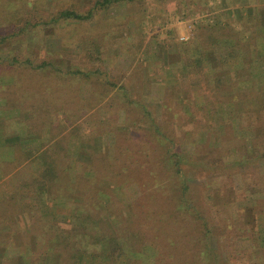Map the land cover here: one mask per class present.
<instances>
[{"label":"rangeland","instance_id":"1","mask_svg":"<svg viewBox=\"0 0 264 264\" xmlns=\"http://www.w3.org/2000/svg\"><path fill=\"white\" fill-rule=\"evenodd\" d=\"M93 2L0 0V35L64 10L87 12ZM249 11L259 12L264 24V0H144L90 22L32 26L6 45L4 55H17L21 63L0 64V138L13 140L0 153L14 155L12 165L0 161V181L14 183L28 170L10 197L30 192L24 186L35 177L55 183L48 157L39 156L43 172L34 157L60 149L65 156L55 160H68L74 183L47 187L48 207L41 210L71 216L65 231L70 253L55 250L49 216L31 229L28 210L29 226L13 234L10 219L28 205L20 195L0 207V264H56L59 258V264H72L77 253L108 250L110 238L127 246L126 227L138 231L143 245L125 249L119 264H264V84L242 76L220 89L227 92L222 97L209 71L228 56L188 51L197 36L201 46L213 35L242 37L235 26L246 24ZM27 59L55 68L36 71ZM73 106L81 113L69 115ZM50 115L53 130L38 121ZM93 131L100 155L93 161L98 172L90 173L77 154L80 135L90 139ZM69 136L66 144L62 138ZM24 137L33 143L27 157L15 141ZM32 204L28 208L36 210ZM66 255H74L72 263Z\"/></svg>","mask_w":264,"mask_h":264},{"label":"trees","instance_id":"2","mask_svg":"<svg viewBox=\"0 0 264 264\" xmlns=\"http://www.w3.org/2000/svg\"><path fill=\"white\" fill-rule=\"evenodd\" d=\"M143 2H144V0H94L91 9L88 10L87 12H80L78 10L68 9V10L61 11L60 13L56 14L55 16H53L47 20L43 19V20L37 21L34 24H32L30 21H25V24L22 27H20L16 33L10 32L7 34L0 35V52H3L0 55V64L9 63L10 65L15 66V65L21 63V61L17 55L16 56L14 55L12 57H10L8 55H4V52H6L8 50L7 49L8 47H6V45L12 43L17 38H18L17 39V41H18L19 37L22 36L23 34H25L26 32H29L31 30L32 26H43L45 29H47L48 27L49 28L51 27L50 29H56L63 22H78V23L90 22V21H93L99 13H102L104 11H109V10H111V9L121 5V4H141ZM240 13L242 14L243 12L240 11ZM216 25H219V24L217 23ZM211 28H212L211 32H213V26H211ZM243 34H245V32H243ZM222 37L216 38L214 40V42L218 45L220 40L225 39L224 37L223 38ZM17 41H15V42L19 43ZM212 42H213V39L211 40V43ZM24 62L27 63L29 66H31L36 71L45 69L47 67L55 68V66L49 62H43V63L38 64V65H33L32 61L29 59L25 60ZM240 76H241V74L238 73L236 76V79H239ZM255 77H256V75H253L252 80L257 81L255 79ZM109 85H110L109 87H111V88L116 87V84L113 82L109 83ZM80 110L81 109L79 107L73 106L69 110L68 114L70 115V112H72L73 115L76 112L81 113ZM54 119H56L55 116H51V115L48 116V118L45 117V119L43 118V116L39 117V120L37 118V120L40 121V125L42 127L44 126L45 128H47L49 126V128L52 130L54 129V127H53L54 126V121H53ZM67 121H70V117H68ZM240 121L242 122L243 120H240ZM91 125H92V123H91ZM95 130H97V128ZM95 134L96 133L93 131V133H92L93 136L90 139H87L84 137L85 133L80 135V138L82 139L83 150H81L77 154L79 159H81V161H83L84 163L87 162L89 164L88 170L90 171V173H91V171L92 172H98V170L95 169V166L97 163L93 162L95 156L97 157L99 154V152H98L99 148L98 149L95 148L96 140H97L95 138ZM62 139H65L64 142L67 144L68 140L70 139V136L66 137V138H62ZM251 139H252V137H251ZM89 141H90V143H89ZM30 143H32V142L27 143V146L28 145L30 146L31 145ZM84 149L87 150L88 152H86ZM90 149H92V151H90ZM47 152L49 154V157H51L53 159V162L57 168V171L53 175L55 183H74L72 181L74 176L71 174V171L69 172L66 169L60 168L59 164H57V162L59 163V161H62L61 160L62 158L60 160H55L54 156L58 157L59 153H57L55 150H51V149H48ZM91 155L93 158L90 160L89 156H91ZM174 155L175 154H173V156ZM176 155L178 156V154H176ZM25 156L27 157V154H25ZM34 158L35 159L39 158V155H37V156L35 155ZM176 159H177V161H175V165L178 167L176 173L178 175H182L181 168H179L180 161L178 160V158H176ZM82 170H83V172H85L84 168ZM74 175H75V173H74ZM92 178L95 179V177L93 175H92ZM45 179H46L45 176L35 177L31 180L30 183H28L26 186H24V189L29 187L27 189L31 190L33 192V196H34L33 200H35V203H36L35 205L38 206V208L36 210L35 209L29 210V214L27 215L28 220H29V221H27V223L30 225L31 229H35L36 224H37V223H33V221L44 220V218L40 217L41 210L44 209L46 206L48 207L47 202H43L45 199L43 197H45L46 193L48 192V191H46L47 186H46V184H44ZM32 188H34V189H32ZM59 188L60 189L61 188L67 189V188H69V186L67 184L66 187H64L63 184H60L54 189H59ZM1 205H2V200L0 201V207H1ZM31 206H34V204L30 205L29 208ZM10 220L13 224L11 226V230H13V234H18V230L20 228H26L27 226H29L27 223L24 225V222L22 219H21V221H20V219H15V218H12ZM18 222H20L19 226H18ZM14 226H17V228H13ZM51 229H52V231H51L52 232L51 233V237H52L51 242L54 245H57L55 250L58 249L59 247H63L64 253H68V252L70 253L71 241H70L69 236L67 235L68 233H66L64 230L56 229L53 227ZM132 230H133V232H132ZM24 235L25 234H21V237ZM124 236L126 238L125 241L128 243V245L125 247L122 246V248H121V246H120L121 242H119V239L110 238L108 241V242H110V243H108L110 245L108 250L100 252V253H89V252L88 253H85V252L84 253H82V252L77 253L75 256L73 255L75 257L74 263H72V260L74 257L66 255L67 256L66 262L71 261L72 264H97L98 261H100V260H102V261L107 260L109 262V264H119L122 260H126V253H129L130 251H139L137 249L135 250V246H136L135 244L138 243V241H140L139 244L141 246L143 245V243H142L143 239L139 238V233H138V231H134V228L126 227V230H124ZM24 237L26 239V236H24ZM114 244H116L117 247H115ZM24 247H25V245H24ZM125 249H126V253H124ZM4 252H5V249L2 248V253L4 254ZM54 253H56V251H54ZM0 258H1V256H0ZM61 259L62 258H59L58 261L55 260L56 264H59ZM1 262L2 261L0 260V263Z\"/></svg>","mask_w":264,"mask_h":264},{"label":"crops","instance_id":"3","mask_svg":"<svg viewBox=\"0 0 264 264\" xmlns=\"http://www.w3.org/2000/svg\"><path fill=\"white\" fill-rule=\"evenodd\" d=\"M246 16H247L248 20H246L247 22H246V24H244V26H240L241 24L235 26L237 29H239V30L241 29L242 30L241 32H245V34H243L242 37L232 38L229 36L225 39L220 40L218 45H217L214 42L216 37H215V35H213V36H211V38L213 39L212 43L207 44V46H205V44H204V46L203 45L201 46V44H203V43L200 41L201 40L200 37L198 38V36H197L196 39H194L192 41V45L189 44L190 46L188 47V51L190 50V47H191V49L194 50L195 54L196 53L197 54L198 53L203 54L204 52H207L209 55H212L214 57L217 54H222V55L226 54L228 56L225 61H222L221 65L214 67L209 71L210 72L209 75H212L216 80L218 79V82L221 83L220 84L221 87L218 89V91H219V93L222 94V97H225V95H227L226 94L227 92L222 93L223 91L221 92L220 89L223 88V86L225 87L229 83H232V84H233V82L235 83V81L238 80V79H236V76L238 73L241 74L240 77H242V76L245 77L246 82H249L250 80L255 81V80H252V78H250V76L252 77L253 75H256V77H255V79L257 80L256 83L260 86L264 84V24H262V19H261L259 12H257V14L254 15L252 12L250 14V11H249V13L246 12V15L244 17H246ZM232 30H233V28H232ZM197 44H199L200 46L197 47ZM224 48L227 49L226 50L227 52L224 51L225 53H222V50H224ZM190 57L192 58V56H190ZM194 58L197 59V57H194ZM183 67H185V66H183ZM217 87H218V85H217ZM233 87L231 86L232 91H235V89ZM228 100H230V99H228ZM0 140H1L0 149H1V146L5 145V142L8 144L9 142L13 141L12 139H10V137H8L6 139H4V137H3V138H0ZM15 141L20 142V149L22 150V152H23L24 147L27 149V147H28L27 142H29V141L25 137L23 139L19 138ZM23 141H24V144L22 143ZM32 150H33L32 147L31 148L29 147L23 153L25 155V154H28L29 152H31ZM39 153L37 155H39L40 157L41 156L48 157L46 162L49 163L50 167H47V171L56 172L57 168L53 162V159L51 157H49L47 150L46 149L42 150ZM58 153L61 156H65L64 155L65 152L64 151L60 152V149H59ZM43 154H45V155H43ZM12 157L14 158L13 154L6 155L4 152H1L0 153V161L2 162V165L5 163L12 165L13 164V158ZM59 162L62 163L63 161H59ZM36 163H37L36 166H39V167H37V168L35 167V168L37 169V171L41 172L42 170L39 169L41 167L40 159ZM61 163H59L60 166H62V167L64 166V169H66L67 171L70 172L71 169L69 168L68 160L67 161L64 160L62 165H61ZM4 166L1 167V165H0V179H1V175L4 172ZM16 169H18V168H16ZM20 169H22V168H20ZM27 172H28V170L26 169V171H25L26 174H22V177L18 178L16 181H14V183H5L4 180L0 181V198H1L2 202H4L3 204H5V203L8 204V201L9 202L13 201V200L16 201L20 195H21V197L24 198L22 202H24L25 205L26 204L29 205L33 202L34 196H33L31 191L27 192V194L26 193H19L17 196H12V197H15L14 199H12V197H10L13 193H16V190H17L16 188H21L20 185H22L24 183V181L26 182V180L28 179ZM38 176H41L40 173H38ZM44 184H46L47 187L54 189L59 184H63L64 187H66V185L68 183H44ZM66 197H67L69 203H70V201L72 202V200H71L72 196L67 195ZM20 200H22V199H20ZM57 200H59V199H57ZM66 202H67V200H66ZM28 205L26 207L22 208L24 211L17 214L18 215L17 217L14 216V218L20 217V219H23L25 221L24 225L26 224V217H27L26 212H28V210H30L28 208L29 207ZM7 215H9V214H7ZM47 216L51 217L50 218V221H52L51 227L66 231V227L68 225V222L70 221L71 216L66 215V213H64V215H60L59 213H57V211L55 214H53V212H47L46 213L43 211V213L40 215V217L44 218V219H48ZM46 230H48V229H46ZM22 234H24V233H22ZM7 247H10L9 244L7 246H5V249H7L8 251H11ZM22 251H24V250H22Z\"/></svg>","mask_w":264,"mask_h":264},{"label":"built area","instance_id":"4","mask_svg":"<svg viewBox=\"0 0 264 264\" xmlns=\"http://www.w3.org/2000/svg\"><path fill=\"white\" fill-rule=\"evenodd\" d=\"M182 40H183V41H186V40H188V37L183 36V37H182Z\"/></svg>","mask_w":264,"mask_h":264}]
</instances>
